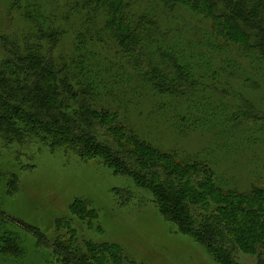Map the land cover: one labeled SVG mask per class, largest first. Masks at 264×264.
<instances>
[{"label":"trees","instance_id":"obj_1","mask_svg":"<svg viewBox=\"0 0 264 264\" xmlns=\"http://www.w3.org/2000/svg\"><path fill=\"white\" fill-rule=\"evenodd\" d=\"M7 1V16L22 23V32L0 34V137L5 143L23 146L33 139L49 149L77 148L82 158L97 159L114 175L132 177L149 191L160 215L202 245L215 264H240L239 254L264 264V189H222L212 162L159 150L136 134L130 115L148 98L153 114L169 112L173 129L208 128V121V131L221 137L250 124L263 129L264 123L256 122L264 119V110L247 99L242 109L229 113L225 102L241 96L231 89L233 74L202 65L229 46L248 63L252 56L264 62V0H146L143 8L132 6L134 0H65L62 7L59 0ZM189 15L204 19L212 36L187 41L188 32L180 30H188ZM234 67L235 74L250 73ZM199 87L202 97L194 98ZM212 98L224 105L209 114ZM95 126L105 127L114 143H98ZM191 202L202 205L194 214ZM0 217L26 226L1 212ZM5 228L9 235L0 238V254L15 256L21 252L19 236ZM54 244L69 257H61V264H109L88 247L84 252L73 244ZM95 247L103 254L101 244ZM116 250H108L112 264H130Z\"/></svg>","mask_w":264,"mask_h":264},{"label":"rangeland","instance_id":"obj_2","mask_svg":"<svg viewBox=\"0 0 264 264\" xmlns=\"http://www.w3.org/2000/svg\"><path fill=\"white\" fill-rule=\"evenodd\" d=\"M146 4V0L131 2L139 8ZM58 5L64 6L65 0H59ZM8 7L7 0H0V34L21 35L22 23L16 17L10 19L7 16ZM189 17H185L188 30H180L188 32L187 41L210 37L211 27L204 19ZM65 39L71 41V36ZM229 47L223 53L220 49L210 55L202 69L225 71L228 77L233 74L229 83L236 86L232 85L231 89L241 96L234 95L225 102L230 114L242 109L243 99L264 110V62L252 56L248 60L253 62L248 63L237 48ZM227 57L230 60L224 59ZM222 60L231 63L227 65ZM234 66L247 68L250 73L235 74L238 69ZM240 78H247L248 83L243 84ZM193 95L194 98L202 97V87L193 91ZM219 105L224 103L219 98H212L209 114L212 107ZM154 106L150 99L142 98L130 109L138 136L161 151L176 154L179 159L199 157L209 160L216 173V182L224 190L264 189V128L250 127L251 124L240 126L226 137H221L218 131H211V134L209 121L206 122L208 128L173 129L170 126L173 118L168 121L169 112L153 114ZM137 113L143 116H136ZM260 122L264 123V119L256 124L260 126ZM95 127L98 143H114L105 127ZM28 141L30 143L18 146L6 144L0 137V212L26 225L21 227L0 217V238L9 235L5 228L9 227L18 234L21 246V252L14 257L0 254V264H61V257H69L64 250H55L56 240L66 245L75 242L73 247L84 252L88 247L97 258L105 255L109 264L115 260L108 256L110 246H117L116 254L130 264H215L202 245L178 233L160 215L151 193L137 187L132 177L114 175L97 159L82 158L77 148L49 149L33 139ZM11 178H14L11 180L14 184L7 192V181ZM121 190L130 192L124 194ZM216 197L223 196L216 194ZM200 206L191 202L194 211L191 213H196ZM25 227L37 231L27 232ZM96 244L102 245L103 254L101 249L96 250ZM237 258L240 264H255V258L249 255L239 254Z\"/></svg>","mask_w":264,"mask_h":264}]
</instances>
